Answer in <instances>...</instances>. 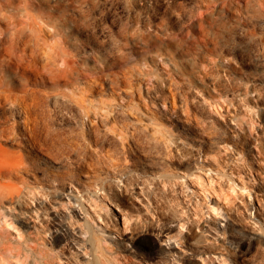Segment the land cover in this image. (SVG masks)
<instances>
[{"label": "rangeland", "instance_id": "obj_1", "mask_svg": "<svg viewBox=\"0 0 264 264\" xmlns=\"http://www.w3.org/2000/svg\"><path fill=\"white\" fill-rule=\"evenodd\" d=\"M17 30L0 161L41 168L0 177L38 192L8 264H264V0H0Z\"/></svg>", "mask_w": 264, "mask_h": 264}, {"label": "bare ground", "instance_id": "obj_2", "mask_svg": "<svg viewBox=\"0 0 264 264\" xmlns=\"http://www.w3.org/2000/svg\"><path fill=\"white\" fill-rule=\"evenodd\" d=\"M36 24H38V23H36ZM29 32H30V30H29ZM24 38H25V36H24ZM24 38H21V36H19V30H17L16 32H12V34H10L8 37L7 36L5 37L4 35H2V33H0V70L1 71H4V70L16 71L17 69H20L22 67V65L27 63L25 61V60H27V57L25 56V53H26L25 51L26 50L24 51L22 46L19 47V45H18L19 41L21 39H24ZM36 41H38V40H36ZM28 42L32 43L30 41V39H29ZM33 43H34V41H33ZM26 48H29V46L26 47ZM36 51H37V49H36ZM30 53H32V52H30ZM33 54L35 55V53H33ZM32 61L33 60L31 59V62L30 61H28V62L32 63ZM9 71H8V73H9ZM11 92H12V88L5 81H3L2 78H0V105H1V103L4 100L6 101L7 99H9L12 96ZM20 99H21V97H20ZM4 119H5V116L0 114V139L4 138L6 136V131H7L6 125L1 124V122L5 121ZM29 119H30V117H29ZM27 121L28 120L26 118L22 119V123H23L22 127L24 129L28 128ZM30 121H31V119H30ZM11 137H12V135H11ZM1 152L4 153V154L5 153L7 154L8 152H10V150L0 148V153ZM38 168H41V165L34 164V163L31 164V165L28 164V166L25 165L24 164V160L22 158H20L17 163H10L9 161H0V177L1 176H10L11 177V176H14V174H16V173H18L20 171L27 170V169L30 170V171H35ZM122 184H124V183H122ZM124 187H125V190L128 188L126 186H124ZM243 189L245 190L246 186H243ZM117 190H118V188H117ZM37 193H38L37 191L32 190V189H31L30 193L26 192V191H23L20 187H12V188H9V189H0V224L5 225V226H7V225L8 226H12L14 229H16L19 232L20 236H22L19 228L17 226H14L13 224L16 222V223H23V224H28L29 225L32 220H34V219H36L38 217L33 211H29L30 209L26 206V203L28 202L27 200L29 198V194H32V195L35 196V195H37ZM66 198L68 200H70V199L75 198V197L71 196V198H68L67 195H66ZM5 199H8L9 201H11L13 199L15 200L14 206H16L17 210L14 213H11L10 210L11 209H15V208L10 206L9 204L5 203ZM48 199L49 198H47L46 201ZM49 201H50V199H49ZM53 207L57 209L56 205H54ZM78 207H79L78 209L75 208L76 211L78 212V216L80 218L84 219L85 218V214H83V213L84 212L85 213H89L88 209H86V207L82 206V204L80 206L78 205ZM115 208L117 210L121 211V209L118 206H115ZM213 209H216V207L212 208L211 210L213 211ZM35 210L38 211L39 209L35 208ZM55 215L57 216L58 214L55 213ZM84 221L88 223L87 218ZM65 231H66V229L64 227H61V228H58V229L55 230V232L57 234L63 235V236L65 235ZM102 232H105V230H103ZM107 236L110 237L109 235H107ZM129 238H131V237H129ZM116 243L117 244H121L122 243L124 245L126 244L124 241H118ZM167 248H169V247H167ZM6 249H8V251H10L12 253L11 247H9L8 245H7V247H5L2 243H0V257H2L4 260H6L5 259V257H6V255H5ZM28 254H30V252H29L28 248H26L25 252L22 253V252L18 251L16 255H17V258L18 257L22 258L21 262H23V264H27L25 256L27 255V257H28ZM94 255H95V253H94Z\"/></svg>", "mask_w": 264, "mask_h": 264}, {"label": "clouds", "instance_id": "obj_3", "mask_svg": "<svg viewBox=\"0 0 264 264\" xmlns=\"http://www.w3.org/2000/svg\"><path fill=\"white\" fill-rule=\"evenodd\" d=\"M85 215H86V214H85ZM87 219L90 220L91 218H87ZM70 223H71V222H70ZM73 226H74V227L79 226V227H81L82 229L85 228L84 225H75V224H73ZM90 233H92V229H91V228H89L87 231H83V236H84V239H85V242H86V243H90V242H92V239H93L94 233H92V235H90ZM99 235H100V237H101V239H102L104 234H103V232L101 231V232L99 233ZM21 239H22V237H21ZM23 247L27 248L28 245L25 244ZM78 247L81 249V251L83 252V254H84L86 257H89V259H91V257L89 256V251H88V250H85V246H84V244H79ZM18 248H19V246H17V249H14V251H15V250H18ZM27 258H28V257H27V255H26V256H25V259H27ZM9 260H12V256H11V254L8 255V259H7V260H4L2 257H0V264H8V261H9ZM17 264H23V262H21V261H17ZM77 264H80V262L77 261Z\"/></svg>", "mask_w": 264, "mask_h": 264}]
</instances>
